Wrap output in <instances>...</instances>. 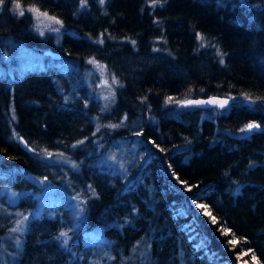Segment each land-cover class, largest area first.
<instances>
[{"label":"trees","instance_id":"trees-1","mask_svg":"<svg viewBox=\"0 0 264 264\" xmlns=\"http://www.w3.org/2000/svg\"><path fill=\"white\" fill-rule=\"evenodd\" d=\"M19 3L0 5V262L264 264V0ZM210 96L231 102L186 103Z\"/></svg>","mask_w":264,"mask_h":264},{"label":"rangeland","instance_id":"rangeland-1","mask_svg":"<svg viewBox=\"0 0 264 264\" xmlns=\"http://www.w3.org/2000/svg\"><path fill=\"white\" fill-rule=\"evenodd\" d=\"M31 9H32V7L28 8L27 11H29L33 14V17L35 19V25L40 30V32H43V34L54 33L56 35H58L61 32L62 24L55 23L43 15H39L36 12H32ZM39 11L41 13H44V11H41V10H39ZM48 16H52V15L48 14ZM52 17H55V16H52ZM54 28L59 29V31L58 32L52 31V29H54ZM49 51L50 50H45V51L40 52L39 50H35V49L25 47L23 45H19L18 53H21L23 55V57H22L23 58V65H26V64L30 63L31 61H33L37 58L42 59L45 55L48 54ZM95 65H96L97 70L103 69L102 65L97 64V63H95ZM110 91H112V90H110ZM110 91H108L107 89H104V88L102 91L104 93V94H102V97L108 102L109 101L111 102L114 99V97H113L114 94H112ZM112 152L120 153V151L118 149L113 150ZM112 159H114V157ZM39 181L41 184L44 183L41 179H39ZM57 189H58V186L56 185V183L46 182V185H44L43 198H46V199L50 198L51 199L53 194L55 193V191ZM0 264H2V263L0 262ZM235 264H255V263L248 258H241V259L237 260V262Z\"/></svg>","mask_w":264,"mask_h":264},{"label":"snow or ice","instance_id":"snow-or-ice-1","mask_svg":"<svg viewBox=\"0 0 264 264\" xmlns=\"http://www.w3.org/2000/svg\"><path fill=\"white\" fill-rule=\"evenodd\" d=\"M85 2V0H81V3H84ZM159 2V0H153V4H156V3H158ZM100 3H104V0H100ZM4 4V0H0V5H3ZM15 8H17V9H20V12H19V14L20 15H23L24 14V12H23V9L21 8V5H20V3H19V0H15ZM31 11L32 12H36V13H38L39 15H43V16H45V17H47L49 20H51V21H53V22H55V23H58V24H62V21H60V20H58L56 17H52V16H48V14L46 13V12H44V13H41L40 11H39V9L38 8H35V7H33L32 9H31ZM52 31H59V29H52ZM41 35H43V32H41ZM99 43H103V40L102 39H100L99 40ZM133 43H135L134 41H133ZM90 63H97L94 59H91L90 61H89ZM221 63H223V61L221 60ZM246 98L247 99H249V100H251V97L250 96H246ZM171 97H169V101H171ZM259 99V98H258ZM186 103H189V104H192V103H197V104H199V103H219L220 104V106H223V105H225V104H227L228 103V100L227 99H224V100H217V99H215V98H213V99H210V100H208V101H187ZM127 117L125 116V119H126ZM110 127H119V125H110ZM258 127H260L258 124H255V123H249V124H247L246 125V128L247 129H253V128H258ZM99 130V128H97V131ZM77 143H82V141H78ZM73 147H75V145L73 146ZM47 155L48 156H52V153L51 152H47ZM45 180H47V177H45ZM93 195H95V192H93ZM197 207H200V208H206L207 206L206 205H197ZM205 215H211L209 212H207V211H205V213H204ZM25 219H27V218H25ZM211 219H212V223H216V218L213 216V217H211ZM19 223V222H18ZM16 229H13V231H15ZM222 231H224L225 232V234H227L229 231H230V229H222ZM61 236H63V237H66L67 236V233H61L60 234ZM65 243H66V241H65ZM228 243H231V244H235V238L233 239V240H230ZM253 260H255L256 259V257H255V255H253Z\"/></svg>","mask_w":264,"mask_h":264},{"label":"water","instance_id":"water-1","mask_svg":"<svg viewBox=\"0 0 264 264\" xmlns=\"http://www.w3.org/2000/svg\"><path fill=\"white\" fill-rule=\"evenodd\" d=\"M50 55H53V56H61V54L60 53H57V52H55V51H53V50H50L49 52H48ZM213 98H215V99H217V100H224V99H227L228 100V103L227 104H225V105H223V106H221V107H225V106H227L230 102H231V99L230 98H227V97H220V96H210V97H208V98H198V99H194V100H191V101H208V100H210V99H213ZM197 104V103H196ZM197 105H208V106H220V104L219 103H199V104H197Z\"/></svg>","mask_w":264,"mask_h":264}]
</instances>
